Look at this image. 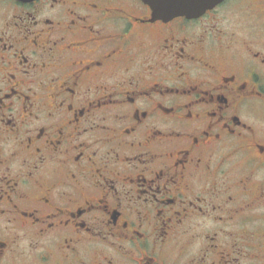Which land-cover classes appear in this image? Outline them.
Segmentation results:
<instances>
[{"label": "flooded vegetation", "instance_id": "obj_1", "mask_svg": "<svg viewBox=\"0 0 264 264\" xmlns=\"http://www.w3.org/2000/svg\"><path fill=\"white\" fill-rule=\"evenodd\" d=\"M0 264H264V0H0Z\"/></svg>", "mask_w": 264, "mask_h": 264}, {"label": "water", "instance_id": "obj_2", "mask_svg": "<svg viewBox=\"0 0 264 264\" xmlns=\"http://www.w3.org/2000/svg\"><path fill=\"white\" fill-rule=\"evenodd\" d=\"M152 9L154 16L173 17L188 14L198 16L207 8L216 5L221 0H144Z\"/></svg>", "mask_w": 264, "mask_h": 264}]
</instances>
